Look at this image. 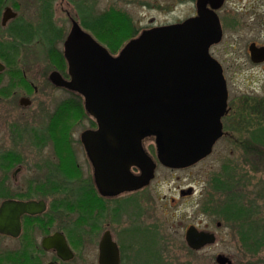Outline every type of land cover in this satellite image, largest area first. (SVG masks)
<instances>
[{"label":"flooded vegetation","instance_id":"obj_1","mask_svg":"<svg viewBox=\"0 0 264 264\" xmlns=\"http://www.w3.org/2000/svg\"><path fill=\"white\" fill-rule=\"evenodd\" d=\"M5 3L6 0H0V102H3L4 105L0 108V208L4 202H7L9 209L7 210L8 217L4 220L8 224L7 230L0 231V246L3 242L5 244L0 247V264H72L75 257L74 239L77 235L80 236L79 231L76 230V224H80L77 220L85 224L87 232L85 242L88 243L90 250L94 248L97 264H100L101 243L106 236L116 246L119 257L118 264H128V259L129 261L134 259L135 264H156V257L152 263L149 258L151 255L149 257L140 256L142 246L139 240L148 234L155 238L157 232L155 224H152L153 220H151L153 213H150L149 209L152 207L149 192L155 179L157 163L164 168L176 169V171L187 170L190 165L185 167L163 165L158 161L156 135L150 134L145 135L141 141L144 153L155 164L154 174L146 185L136 189H122L119 192H114V190L106 188L105 180L97 182L96 168L82 140V135L86 131L92 132L98 129L97 120L87 111L85 99L80 93L68 89L63 85L64 83L58 85L54 82L71 80L68 63L64 57V42L69 33L63 41V60L60 59L61 61H58L60 64L57 65L50 59V55L60 54V50L56 47L54 51L50 50L52 48L51 40L59 41L58 37L55 40L50 34L52 26L49 11L52 5L45 6L44 0H42V20L33 31V29L27 28L23 19L19 20L18 14L15 12L17 7ZM75 3L72 4V9L77 19L69 17L71 27L74 21L77 22L81 30L88 33L113 58L119 57L124 48L140 36L152 34L157 30H179L181 25L187 21L200 19L205 15L216 17L221 28V39L208 47L207 55L221 67L224 80V68L222 60L220 61L218 58L217 49L229 31L239 34L238 42L249 36L250 39L244 52L246 58L255 66L264 65V61L254 62L250 49L253 45L258 48L264 47V41L260 42L261 39L251 36L254 30V32L260 31L259 34L264 31V0L121 1L120 3L125 7L130 6L129 3L132 4V15L122 9L125 8L124 6L120 5L122 8H116L109 5L98 16L108 26L105 30H101L105 39L108 40L104 44L90 31V26H93L94 23L93 0H87L86 6L83 8ZM82 17L86 27L82 24ZM13 22L14 25L11 26ZM44 25L45 27H43ZM188 29L190 33H194L191 27ZM243 34L246 37L242 39L241 35ZM168 39L171 42L170 46L183 51L181 44L184 42V38L168 37ZM33 41L36 48L33 53H30L32 56L30 59L27 58L26 52ZM238 42L229 44V46L235 48L239 45ZM198 43L197 37L194 44ZM187 54L195 57V54L190 50ZM46 57L47 61L52 63L53 68L45 78L42 62ZM28 60L31 64H28ZM38 62H40V68ZM62 65L63 68H59ZM32 67H37V72L41 71V75L30 77L28 73L31 72L30 68ZM182 77L187 79L193 76L183 75ZM41 87L58 89L60 92L55 95L50 92L44 96L45 91H41ZM72 95L79 99L80 107H72ZM198 96L197 93L188 94L186 108L195 110V113L206 111L205 116H207L209 109L206 108L209 102L201 103L199 98L204 96ZM245 102L244 97L237 102L235 99H229L227 92L226 112L220 119L221 136L212 146L211 154L216 144L224 138L236 139L234 136L238 132H240L239 136L252 135L251 123H248L249 119L242 115L247 112ZM83 118L88 121V126L79 133L76 139L72 134V129L77 123H72V121L81 122ZM196 118L200 122L206 120V125L210 123L211 119L201 115ZM226 121H229L228 124ZM149 136L155 138L156 160L144 146V142ZM204 136L202 135V137ZM94 141L97 144L100 143L98 140ZM234 142L237 143V139ZM77 144L83 150V165H86L87 168L85 176L81 177L79 162L75 155ZM202 160L196 162L199 163ZM117 167L120 168V165L118 164ZM128 173L132 176H140L142 171L140 167L131 165ZM102 176L105 177V174ZM126 186H130V184L127 183ZM193 190V187L190 186L188 190L179 189L178 194L182 198H191L196 194ZM210 190L212 191L211 196L208 188L207 191L205 188H201L195 202L192 203V206L197 208L196 215L190 213L187 217L192 219L187 220L186 224L181 226L183 228V243L191 254H203L204 249H212L213 246L220 243V239L217 241L215 232L209 230V225H204V212L220 219L216 220L217 228H221L222 223H227V221L229 224H233L231 221L237 219L233 208L240 197L233 196L234 189L230 186H216ZM78 194L83 197L72 204V196ZM170 202H172V206L176 205L174 199H171ZM23 203H31L33 205L31 211L18 212L14 208L15 205ZM74 206L82 209L81 215L79 214V217L82 218H77L72 222V207ZM241 206V209L245 210L253 208V205L250 204H240ZM64 210L68 211V214L63 213ZM252 213H239V216L252 217ZM145 215L149 220L148 223L144 222ZM63 216L68 217L67 222L65 219L60 220ZM62 226H64L63 229ZM190 227H194L198 232L212 233L214 235L213 243L199 249L191 248L186 241V232ZM60 238L64 240L65 257L61 256ZM250 238H252L250 230H248V234L246 231L240 236L243 241ZM155 253L158 255L157 250ZM218 255H222L232 262L231 258L221 251H216L215 259ZM157 258L160 262L159 255ZM160 264L165 263L160 262Z\"/></svg>","mask_w":264,"mask_h":264},{"label":"water","instance_id":"obj_2","mask_svg":"<svg viewBox=\"0 0 264 264\" xmlns=\"http://www.w3.org/2000/svg\"><path fill=\"white\" fill-rule=\"evenodd\" d=\"M190 27L194 33L188 31ZM221 36L217 18L204 15L187 21L179 30H157L140 36L119 57L113 58L73 22L64 42L71 80L54 82L64 83L68 89L80 93L87 111L97 120L98 129L82 135L96 168L97 182L105 180L106 188L114 192L146 185L154 174L155 164L142 149L145 135H156L158 161L165 166L185 167L211 153L221 136L220 119L226 112L227 89L221 67L207 54L208 47ZM168 37L184 38L183 51L170 46ZM197 37L199 43L194 44ZM250 49L254 62L264 61V47L253 45ZM188 50L195 57L189 56ZM183 75L193 77L184 79ZM190 93L203 95L199 98L201 103L209 102L207 116L206 111L195 113L186 108ZM200 115L211 118L210 123L200 122L196 118ZM131 165L140 167L142 174L130 175ZM15 206L18 212H29L33 205ZM8 209L9 204L4 202L0 208V231L7 230L4 220ZM60 239L61 256L65 257L64 240ZM186 241L191 248L199 249L213 243L214 235L190 227ZM100 250V264H118L116 246L107 236ZM215 260L217 264H233L222 255Z\"/></svg>","mask_w":264,"mask_h":264},{"label":"rangeland","instance_id":"obj_3","mask_svg":"<svg viewBox=\"0 0 264 264\" xmlns=\"http://www.w3.org/2000/svg\"><path fill=\"white\" fill-rule=\"evenodd\" d=\"M116 1L115 3V0H93V18H98L109 5H113L116 8H122L120 5L125 7L120 2L127 0ZM85 2L87 0H44L45 6L52 5L49 11L52 26H50V34L51 36L53 35L55 40L58 37L57 40L59 41L53 42L51 40L52 48L50 50L54 51L58 48L60 54H52L50 59L57 65L60 64L58 62L61 61L60 59L63 60V41L71 28L69 17L77 19L72 9V4H78L83 8L86 6ZM5 4L17 7L15 12L18 14L19 20L23 19L30 30L33 29L34 31L42 20V0H6ZM129 4L130 6L122 9L132 15V4ZM12 25H14V22ZM99 25L94 24L90 31L104 44L108 40L105 39V35L100 29L102 26ZM254 31L251 36L261 39L260 42L264 41V31H261V34H259L260 31L258 30L257 32ZM238 35L231 31L226 33L217 49V55L219 60H222L229 99H235L236 102L242 97H244V101L246 99L245 109L247 112L242 115L249 119L247 122L251 123L250 127L253 128L252 135L239 136L240 132H238L239 134L235 133L236 136L234 137L237 139V143L234 142L236 140L234 138L232 140L224 138L216 144L212 154H208L210 156L207 155V158H202L204 160L200 159L202 161L199 163H197L200 161L198 160L195 162L197 164L193 163L187 170L176 171V169H167L157 163L155 179L149 192L150 202L152 203V207L149 209L150 213H153L151 220H153L152 224H155L157 232L155 238H152V235L149 234L147 236L141 234L144 237L139 240L142 246L140 256L149 257L151 255L149 258L152 263L156 257V264H160V262L165 264H217L214 255L216 251H221L228 255L234 264H264V120L259 118L261 113L259 107H264V65L255 66L246 58L244 52L250 37L247 36V39L245 34H243L241 35L242 39L243 37L246 38L238 42ZM235 42H238L239 45L235 48L229 46V44L231 45ZM33 43L35 42L30 43L26 52L27 58L30 59L32 57L30 53H33L34 48H36ZM47 60L46 57L43 62L41 61L44 64L42 71H44L43 76L45 78L53 68L51 66L52 63L50 64ZM28 64H31L29 60ZM38 65L40 68V62H38ZM59 68H63V65ZM30 71L28 74L32 78L33 75H41V71L37 72V67L30 68ZM40 90L45 91L44 96H47L50 92H53L52 95L60 92L58 89H48L47 87H41ZM51 103L49 104L52 105ZM71 103L72 107L78 108L81 106L79 99H76L74 95H72ZM3 106V102H0V108ZM228 122L226 121L227 124ZM72 123H77L72 129V134L77 139L79 133L88 126V121L83 118L81 122L72 121ZM144 146L156 160L155 138L153 136L147 137ZM81 150V146L77 144L75 155L77 162H79L80 177L85 176L87 170L86 165H83L82 155L84 156V153ZM221 185L230 186L234 189L233 196L240 197L237 205H253V208H250L251 211L244 210V212H253L252 217L241 216V218L231 221L233 224H229V221H227V223H222L221 228H217L216 220L220 219L215 215L204 212V225H209V230L215 232L217 241L220 239V243H217L212 249H204L203 254H191L188 252L185 243H183V228L181 226H184L187 220L190 221L192 219L187 217L190 213L196 215L197 208L192 206V203L195 202L194 200L200 193L201 188H205L206 191L208 188L211 196L212 191L210 189ZM190 186L193 187V191L196 194L191 198L180 197L178 190H188ZM82 197L81 194L72 196V204L76 200H81ZM171 199L175 200V206L171 205ZM76 204L79 205L78 203ZM72 208V222L77 218H82L79 217L82 209L78 206ZM63 213L68 214V211L64 210ZM63 219L66 220L65 222L68 221L66 216L61 217L60 220ZM148 221L145 215L144 222L148 223ZM77 222L80 223L76 224V230L79 231L78 234L80 236L77 235L74 239L75 248L73 249L75 250V257L72 260V264H97L94 248L90 250L88 243L85 242L87 235L85 224L78 220ZM61 228L63 229L64 226ZM248 230L251 231L252 238L241 240L240 236L246 231L248 234ZM144 244L147 245L145 246ZM4 245L3 242L0 247ZM156 250L160 262L157 258L158 255L155 253ZM128 264H135V260L131 259L129 261L128 259Z\"/></svg>","mask_w":264,"mask_h":264},{"label":"trees","instance_id":"obj_4","mask_svg":"<svg viewBox=\"0 0 264 264\" xmlns=\"http://www.w3.org/2000/svg\"><path fill=\"white\" fill-rule=\"evenodd\" d=\"M94 19V24H100L99 26H102V28L101 29H103V30H105V28H107L108 26L106 25V24H104L103 22H102V19H100V18H93ZM82 24L85 26L86 25V23H85V20H84V18L82 17ZM93 24V25H94ZM102 24V25H101ZM86 27V26H85ZM90 27H93V26H90ZM112 30V29H111ZM258 110V109H257ZM259 110H260V114H259V118H261L262 120H264V107H262V106H260L259 107ZM258 113H259V111H258ZM261 130H263V129H261ZM222 186V185H221ZM237 203V202H236ZM240 208H242V207H240V205H237L236 204V206L233 208L234 209V211H235V214H236V217H237V219L238 218H241V216H239V213H243L244 212V210L245 209H240Z\"/></svg>","mask_w":264,"mask_h":264}]
</instances>
